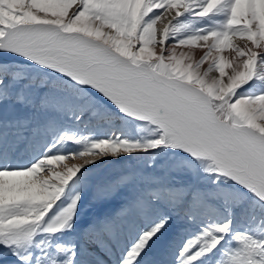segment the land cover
<instances>
[{
  "label": "snow or ice",
  "instance_id": "1",
  "mask_svg": "<svg viewBox=\"0 0 264 264\" xmlns=\"http://www.w3.org/2000/svg\"><path fill=\"white\" fill-rule=\"evenodd\" d=\"M0 264H264V0H0Z\"/></svg>",
  "mask_w": 264,
  "mask_h": 264
},
{
  "label": "rangeland",
  "instance_id": "2",
  "mask_svg": "<svg viewBox=\"0 0 264 264\" xmlns=\"http://www.w3.org/2000/svg\"><path fill=\"white\" fill-rule=\"evenodd\" d=\"M74 5L73 6H70V9H69V14H71V11L72 10H74ZM238 40H240L241 42H244V43H249V42H247V41H245V40H241V39H239V38H233V41H232V43H235V41H238ZM161 46L160 45H157V47H156V51H157V53H159V48H160ZM227 49L231 52V53H233L232 52V49L231 48H225L224 49V51L221 53L224 57H225V60H226V63L231 59V57L233 56V55H235L234 53H233V55L231 54V53H229V52H227ZM176 51L177 52H180V51H183V52H186L188 55H190L191 57H192V61L193 62H195V61H197V60H199V58L203 55V53L205 52V51H207V48H205V47H203V45H196V46H191V47H188V46H178L177 47V49H176ZM216 53L214 52L213 53V55H215ZM232 55V56H231ZM227 57V58H226ZM230 58V59H229ZM211 61L209 60V61H206L202 66H201V69H200V71L201 72H203L205 69H207L208 68V65H209V63H210ZM227 69V68H226ZM214 73H216V74H219L218 73V71H213ZM213 72H210V73H213ZM210 73L208 74V77H206L205 79H207V80H209L210 81V77H209V75H210ZM75 147L76 146H74V145H70V148H72L73 150H75ZM75 159H77V158H75ZM74 158L73 159H68L67 160V164L68 165H72V164H80L81 163V160L80 159H78V161L77 160H75ZM77 161V162H76ZM66 162V161H65ZM79 162V163H78ZM57 166V165H56ZM55 166V168L57 169V170H63V168H59V167H56ZM104 167H106V168H108L109 170H114V169H118V168H120L121 167V165H118V164H107V165H105ZM41 175H43V173H41Z\"/></svg>",
  "mask_w": 264,
  "mask_h": 264
},
{
  "label": "bare ground",
  "instance_id": "3",
  "mask_svg": "<svg viewBox=\"0 0 264 264\" xmlns=\"http://www.w3.org/2000/svg\"><path fill=\"white\" fill-rule=\"evenodd\" d=\"M169 19H170V17H169ZM167 21H165V23H166ZM163 26H164V24L163 23H158V25H157V27H158V29H162L163 28ZM234 45H240V46H243L245 43L244 42H241L240 40H238V41H235V43H233ZM249 45H250V42L248 43ZM227 48V47H226ZM227 52H229V53H231L228 49H227ZM232 55H233V53H231ZM231 55V56H232ZM227 58V57H226ZM230 59V58H229ZM227 71H230V69H226V72ZM219 74H216V73H210V75H209V77H210V80H211V78L213 77V76H218ZM75 159V158H74ZM67 160L68 159H66L65 161H62V162H58V163H56V164H54L53 165V167H55L56 165V167H59V168H63V165L64 164H67L68 162H67ZM75 160H77L78 161V159H75ZM76 161V162H77ZM79 163V162H78ZM76 164V163H75ZM70 166V165H69Z\"/></svg>",
  "mask_w": 264,
  "mask_h": 264
}]
</instances>
